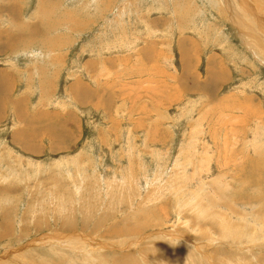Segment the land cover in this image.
Returning a JSON list of instances; mask_svg holds the SVG:
<instances>
[{"label": "rangeland", "instance_id": "obj_1", "mask_svg": "<svg viewBox=\"0 0 264 264\" xmlns=\"http://www.w3.org/2000/svg\"><path fill=\"white\" fill-rule=\"evenodd\" d=\"M0 264H264V0H0Z\"/></svg>", "mask_w": 264, "mask_h": 264}, {"label": "bare ground", "instance_id": "obj_2", "mask_svg": "<svg viewBox=\"0 0 264 264\" xmlns=\"http://www.w3.org/2000/svg\"><path fill=\"white\" fill-rule=\"evenodd\" d=\"M235 3V2H234Z\"/></svg>", "mask_w": 264, "mask_h": 264}]
</instances>
